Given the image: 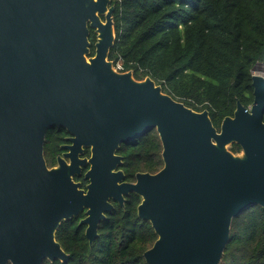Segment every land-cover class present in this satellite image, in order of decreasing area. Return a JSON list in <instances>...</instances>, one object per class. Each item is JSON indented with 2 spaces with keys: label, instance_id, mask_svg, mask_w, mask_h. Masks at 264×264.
Wrapping results in <instances>:
<instances>
[{
  "label": "water",
  "instance_id": "1",
  "mask_svg": "<svg viewBox=\"0 0 264 264\" xmlns=\"http://www.w3.org/2000/svg\"><path fill=\"white\" fill-rule=\"evenodd\" d=\"M113 12L110 0H0V264L65 263L55 240L62 222L86 210L78 226L91 246L108 199L123 206L129 192L157 237L145 264H220L232 219L264 210V76L252 73L251 106L237 101L217 131L207 111L113 69ZM52 127L72 138L48 169L43 142ZM154 128L162 169L118 184L119 144ZM86 164L84 191L72 177Z\"/></svg>",
  "mask_w": 264,
  "mask_h": 264
},
{
  "label": "trees",
  "instance_id": "2",
  "mask_svg": "<svg viewBox=\"0 0 264 264\" xmlns=\"http://www.w3.org/2000/svg\"><path fill=\"white\" fill-rule=\"evenodd\" d=\"M115 41L108 55L122 71L148 77L162 92L193 111H207L219 129L236 102H253L252 70L264 71V0H112ZM90 56L95 34L90 30ZM264 122V115H263ZM59 136L47 132L43 154L48 166L59 153ZM233 154L240 152L236 144ZM127 180L137 171L162 165L153 134L125 144ZM82 181L81 178L77 179ZM83 185L85 182L83 181ZM139 198L131 195L100 223L99 238L88 245L78 219L64 221L55 240L67 261L42 264H145L143 253L156 240L150 224L137 217ZM81 218V217H80ZM220 264H264V210L251 206L232 219Z\"/></svg>",
  "mask_w": 264,
  "mask_h": 264
},
{
  "label": "flooded vegetation",
  "instance_id": "3",
  "mask_svg": "<svg viewBox=\"0 0 264 264\" xmlns=\"http://www.w3.org/2000/svg\"><path fill=\"white\" fill-rule=\"evenodd\" d=\"M111 1H112V0H110V5H112V4H111ZM112 15H113V14H112ZM101 19H102V21L104 20L103 17H102ZM112 67H113V69H114L116 72H118V73H126V72H130V73H131V76H132L133 79L136 80V81H143L145 78H148V77H143V78H141V79H137L136 76H135V73H134V70H133V69H130V70H128V71H122V68H121L119 65L114 66L113 63H112ZM154 83H155V82H154ZM155 84H156V83H155ZM189 109H190V108H189ZM196 112H198V111H196ZM201 112H202V111H201ZM198 113H200V112H198ZM208 116H209V114H208ZM231 117H232V116H231ZM221 122H222V121H221ZM220 124H221V123H220ZM219 128H220V126H219ZM216 130L218 131L219 129L216 128ZM48 131H51L52 134H55V135L59 136L60 139H61V140L57 141V142H60V144H59V146H58L60 152H59V153H55V155H54V161H55L54 164L51 165V166H48L47 163H46L45 157H44V160H45V163H46L47 168H48V169H51V168H55V167H57V160H58V158L63 157V154L66 152V150L64 149V146H68V145L70 144L69 139L72 138V137H71V135H70V134H69L64 128H62V127H52V128H48V129L46 130V132H45L44 142H43V148H44L45 138H46V135H47V132H48ZM148 133L153 134L155 137H157V140H158V142H159V145H160V158H161V162H162L161 167H160L159 169L153 171V172H150V171H143V172H141V171H137V172L134 173L133 178L127 180V178H128L129 176H128V174L126 173V170L124 169V156L119 152L120 149H121V146H122V145H125V144H124V143H120L118 149L115 151V155H116V156H119V157L121 158V164H120V165H117L116 169L113 171L114 173H116V172H118V171H121L122 174H123V178H122V180L118 181V184H122V183L133 184V183L136 182V175H137V174H145V173H147V174H149V175H154L155 173H157L158 171H160V170L162 169V167H163V161H162V157H161L162 147H161L160 140H159V138H158V134H157L156 128L152 129V130L149 131ZM148 133H146V134H148ZM144 135H145V134H144ZM144 135H142V136L139 137L138 139H136V140H134V141H132V142H129V143H127V144L135 143V142H139L140 139H141ZM82 149H83V155L81 156V158L88 159V158L90 157V150H89V148H85L84 146H82ZM43 152H44V151H43ZM43 156H44V154H43ZM88 169H89V165L86 164L85 167H82V169H81V174H80L79 176H73V177H72V180L74 181V183H79V184H80L79 189L84 190V191H86V186L88 185V181L84 179V174H85V172H86ZM78 178H81L82 181H78V180H77ZM83 181L85 182V185H83ZM131 195H133V196H135V197H138V198H139V204H140V202H141V198H140L139 196H137L136 194L132 193V192H129L127 195L122 194V197H123V206H120V205L118 204V202H117L116 200L112 199V198H109V199H108V203L112 206V209H111L109 212L104 213L105 219H103V220H101V221L99 222V224H98V229H99V225H100V223L103 222L104 220H106V219L108 218V216H109L113 211H115L117 208L124 209L125 204L127 203L128 198H129ZM139 204H137V206H138ZM137 206L135 207L136 211H137ZM85 211H86V210L81 211V212L79 213L78 217L75 218V219H78V223H79L82 219L85 218ZM80 217H81V218H80ZM71 220H72V219H71ZM62 223H63V222H62ZM77 225H78V224H77ZM60 226H61V225H60ZM60 226H59V227H60ZM80 227H83V233H84V232H85V229H86V226L82 225V226H80ZM58 229H59V228H58ZM57 231H58V230H57ZM57 231H56V232H57ZM55 234H56V233H55ZM98 235H99V233H98ZM84 237H85V236H84ZM98 238H99V237H98Z\"/></svg>",
  "mask_w": 264,
  "mask_h": 264
},
{
  "label": "rangeland",
  "instance_id": "4",
  "mask_svg": "<svg viewBox=\"0 0 264 264\" xmlns=\"http://www.w3.org/2000/svg\"><path fill=\"white\" fill-rule=\"evenodd\" d=\"M252 73L255 75H261L264 76V71L262 65H256L254 69L252 70Z\"/></svg>",
  "mask_w": 264,
  "mask_h": 264
}]
</instances>
